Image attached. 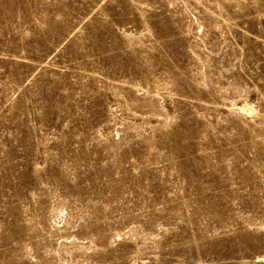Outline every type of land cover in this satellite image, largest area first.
<instances>
[{
  "label": "rangeland",
  "instance_id": "obj_1",
  "mask_svg": "<svg viewBox=\"0 0 264 264\" xmlns=\"http://www.w3.org/2000/svg\"><path fill=\"white\" fill-rule=\"evenodd\" d=\"M0 264H264V0H0Z\"/></svg>",
  "mask_w": 264,
  "mask_h": 264
},
{
  "label": "bare ground",
  "instance_id": "obj_2",
  "mask_svg": "<svg viewBox=\"0 0 264 264\" xmlns=\"http://www.w3.org/2000/svg\"><path fill=\"white\" fill-rule=\"evenodd\" d=\"M243 101H241V103H242ZM245 104V103H244ZM240 105H242V104H240ZM245 107H247V105L245 106ZM244 106L242 107V108H245ZM250 107V106H249ZM241 109V108H240ZM243 111V110H242ZM250 111V110H249Z\"/></svg>",
  "mask_w": 264,
  "mask_h": 264
}]
</instances>
